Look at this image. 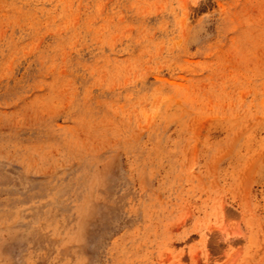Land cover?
I'll use <instances>...</instances> for the list:
<instances>
[{
    "label": "rangeland",
    "instance_id": "rangeland-1",
    "mask_svg": "<svg viewBox=\"0 0 264 264\" xmlns=\"http://www.w3.org/2000/svg\"><path fill=\"white\" fill-rule=\"evenodd\" d=\"M0 264H264V0H0Z\"/></svg>",
    "mask_w": 264,
    "mask_h": 264
}]
</instances>
